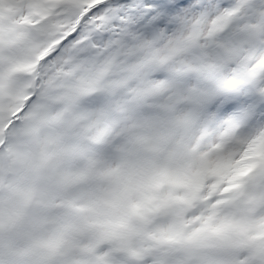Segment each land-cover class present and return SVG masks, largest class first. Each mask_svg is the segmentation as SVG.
<instances>
[{
  "label": "snow or ice",
  "instance_id": "snow-or-ice-1",
  "mask_svg": "<svg viewBox=\"0 0 264 264\" xmlns=\"http://www.w3.org/2000/svg\"><path fill=\"white\" fill-rule=\"evenodd\" d=\"M0 264H264V0H0Z\"/></svg>",
  "mask_w": 264,
  "mask_h": 264
}]
</instances>
